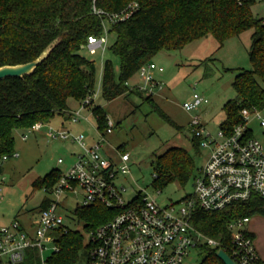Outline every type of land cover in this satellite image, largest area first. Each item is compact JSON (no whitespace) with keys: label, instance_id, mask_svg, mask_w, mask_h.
Masks as SVG:
<instances>
[{"label":"trees","instance_id":"1","mask_svg":"<svg viewBox=\"0 0 264 264\" xmlns=\"http://www.w3.org/2000/svg\"><path fill=\"white\" fill-rule=\"evenodd\" d=\"M129 3L136 4L129 16L109 22L108 31L115 34L110 50L119 56V77L114 79L112 63L105 59L100 77V95L104 100L128 93L141 95L142 91L129 88L127 81L160 50L180 49L206 35L221 44L227 37L252 29L248 50L251 67L234 75L231 85L235 100L223 105L225 116L219 127L230 128L237 123L242 107H264V17L253 15L251 7L255 0H0V66L30 61L57 39L32 73L0 80V157L13 151V129H26L37 121L49 123L55 115L67 120L68 100L79 101L92 92L94 62L80 53L87 37L100 36L103 30V16L94 13L92 6L115 13ZM144 98L151 101L149 94ZM92 111L101 130L105 113L100 106H94ZM192 144L197 149L198 139L192 137ZM117 148L125 151L122 146ZM156 164L154 186L172 180L185 183L193 178L192 157L180 147L156 156ZM58 173L52 169L31 185L46 190ZM46 201L42 199L39 209ZM113 213L100 203H92L77 208L74 215L89 230ZM253 214L264 216V198L255 194L219 211L196 208L192 223L208 235H216L230 220ZM56 240L58 250L47 257L50 264H72L80 253H85L79 231L59 232ZM16 264L39 262L35 252L30 251Z\"/></svg>","mask_w":264,"mask_h":264},{"label":"built area","instance_id":"2","mask_svg":"<svg viewBox=\"0 0 264 264\" xmlns=\"http://www.w3.org/2000/svg\"><path fill=\"white\" fill-rule=\"evenodd\" d=\"M135 7V3H129L119 12L107 13L92 6V11L102 15V21L107 19L112 23L129 16ZM104 43L105 36L91 35L81 47L94 53L99 48L103 50ZM149 70L160 72L162 68L151 62L141 65L137 74L143 84L134 87L151 95L157 82ZM93 96L94 89L79 100L77 109L69 108L66 121L71 124H78L80 120L89 122L92 115L96 139L41 121L28 128L36 131L47 126L50 138L76 143L80 152L73 164L66 171H59L55 182L45 190L49 195L46 205L39 209L32 227H25L17 220L0 225V264L19 263L30 251L35 252L39 264H50L47 257L58 250V233L73 230L65 225L64 216L57 209L64 193L79 197L75 210L100 203L114 211L106 221L80 232L85 246V264H184L191 249L204 251L201 264H224L217 256L220 250L233 264H264L245 228L248 216L230 220L216 235H208L192 223L196 208L214 212L246 201L252 194L264 198V141L251 136L249 128L250 122L256 121L264 130V107L240 108L239 121L230 128L218 126L215 135L205 129L199 116H193L189 121L193 137L198 139V146L208 148L209 153L192 178L191 193L160 205L140 192L128 201L123 200L125 188L119 178L129 171V154L116 148V157H113L103 149L105 135L111 131L113 122L106 117L104 128H97L92 108L98 105L93 103ZM206 103L205 97L192 93L190 99L182 102V108L193 111ZM82 110L89 111V115L82 114ZM21 138L25 139L26 135L22 134ZM10 155L17 156V153ZM6 158L7 155L0 157V166ZM57 162L61 163L62 159ZM48 247L51 250L45 254Z\"/></svg>","mask_w":264,"mask_h":264},{"label":"rangeland","instance_id":"3","mask_svg":"<svg viewBox=\"0 0 264 264\" xmlns=\"http://www.w3.org/2000/svg\"><path fill=\"white\" fill-rule=\"evenodd\" d=\"M254 16L264 17V0H255L251 7ZM101 35L105 36L104 48L89 53L84 46L80 53L94 62L95 80L93 103L100 106L105 116L113 122V127L105 135L103 149L110 156L116 157L118 146L129 154L128 173L122 175L120 184L125 191L124 201L130 200L136 192L144 193L164 205L177 201L192 191V177L185 183L172 180L161 186L152 185V178L157 167L156 156L162 155L172 147L184 149L193 161L192 175L203 165L209 153L208 148L196 149L192 144L193 134L189 127L190 119L197 115L205 123V129L215 135L219 123L224 119L223 105L235 100L231 85L234 75L241 69L251 67L248 50L252 29H246L238 35L227 37L221 44L210 35L192 40L180 49L160 50L148 62L160 66L162 71L149 70L157 82L152 88L151 101L141 95L128 93L111 100H104L100 95V77L102 62L109 59L113 66L114 79L119 77V56L110 50L115 40L114 32L108 31L109 22L102 21ZM143 84L135 73L128 81L129 88ZM149 87V85H148ZM197 93L207 99V103L193 111H185L182 102ZM78 100H68L70 108H78ZM89 115V111L82 110ZM264 115V110L262 111ZM89 122L80 120L78 127L55 115L49 122L57 128L59 122L71 128L73 132H82L86 137L96 139L95 121L92 115ZM165 117L170 121L168 122ZM251 136L264 141V130L256 121L249 124ZM47 126L39 130L13 129V151L17 156L7 155L0 169V225H8L17 220L25 227H32L38 217L39 204L49 195L42 186H32L38 177H43L50 170L66 171L76 160L80 148L76 143L59 138H50ZM26 138L22 139L21 135ZM62 159L61 163L57 159ZM157 191H159L157 193ZM79 197L64 193L58 211L64 216V223L70 229L83 231V222L73 214ZM251 234L253 243L264 259V216L253 214L245 225ZM52 243V242H51ZM50 248L45 254L50 252ZM204 251L191 249L184 264H201ZM72 264H85L80 253Z\"/></svg>","mask_w":264,"mask_h":264},{"label":"water","instance_id":"4","mask_svg":"<svg viewBox=\"0 0 264 264\" xmlns=\"http://www.w3.org/2000/svg\"><path fill=\"white\" fill-rule=\"evenodd\" d=\"M57 39L53 40L49 45H47L43 51H41L37 57L34 59L18 64L12 65H1L0 66V80L6 77H22L25 74H30L34 70V68L41 63L52 50L54 45L56 44ZM217 256L224 262V264H233L227 254L223 251H219Z\"/></svg>","mask_w":264,"mask_h":264},{"label":"crops","instance_id":"5","mask_svg":"<svg viewBox=\"0 0 264 264\" xmlns=\"http://www.w3.org/2000/svg\"><path fill=\"white\" fill-rule=\"evenodd\" d=\"M68 107H69V105H68ZM70 108V107H69ZM70 124V123H69ZM79 124V123H78ZM78 124H71V125H73V126H77L78 127ZM57 127H63V128H66V129H69V130H71V128H69V127H67V126H65L64 125V122H59L58 124H57Z\"/></svg>","mask_w":264,"mask_h":264}]
</instances>
